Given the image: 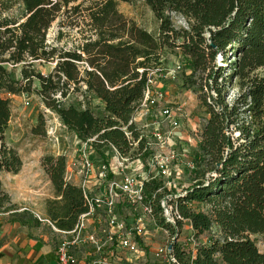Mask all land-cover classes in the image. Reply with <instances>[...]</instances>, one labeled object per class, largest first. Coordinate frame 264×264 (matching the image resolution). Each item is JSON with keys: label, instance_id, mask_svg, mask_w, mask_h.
Instances as JSON below:
<instances>
[{"label": "trees", "instance_id": "trees-1", "mask_svg": "<svg viewBox=\"0 0 264 264\" xmlns=\"http://www.w3.org/2000/svg\"><path fill=\"white\" fill-rule=\"evenodd\" d=\"M120 1L144 3L158 30L149 32L123 15ZM82 9L89 31L78 49L49 44L53 24H63L70 11ZM172 14L185 19L188 28H176ZM176 49L184 55L183 86L199 94L208 118L192 154V185L176 200L194 237L204 241L195 253L175 244L173 254L181 264H264V251L252 239L264 243V0H0V215L63 233L73 231L89 211L82 188L66 181L64 155L41 161L54 191V199L46 202L43 221L48 223L12 202L1 175L18 174L23 162L6 141L9 95H29L37 81L45 107L78 140L97 137L93 146L100 156L112 145L145 161L150 156L145 139L134 148L123 128L139 140L135 126L128 124L144 97L148 73L163 66L166 50ZM37 62L55 63L53 72L43 75ZM9 66L21 67L20 79ZM71 86H83L85 98L98 100L104 115L97 116L89 100L67 105ZM233 88L237 93L231 95ZM39 120L41 127L32 132L44 136L45 120ZM161 187L157 179L145 183V202L158 226L173 235L160 216Z\"/></svg>", "mask_w": 264, "mask_h": 264}, {"label": "built area", "instance_id": "built-area-1", "mask_svg": "<svg viewBox=\"0 0 264 264\" xmlns=\"http://www.w3.org/2000/svg\"><path fill=\"white\" fill-rule=\"evenodd\" d=\"M182 70L178 64L165 73L161 68L148 73L144 97L137 111L132 115L128 126H135L139 140L135 141L128 127L123 131L136 148L141 140L146 141L150 153L147 160L132 159L123 155L115 146H110L104 156H100L94 148L97 137L83 142L78 140L80 148L78 157L67 162L66 181L73 183L75 177L80 178L88 213L79 218L78 224L71 232H63L71 241L65 240L58 249L61 264H72L70 249L83 241L90 244L99 256L89 261L90 264H121L123 259L132 262L133 259L144 256L140 242L147 235L146 220L153 219V209L146 204L144 194L145 183L157 179L162 181L159 192L164 196L160 201V216L165 225L171 226L172 235L165 230L168 242L155 252L160 264H181L173 254V247L178 244L182 222L188 224L194 240V230L189 220L184 219L176 200L187 194L188 187H179L185 172L195 170L194 157L187 150L179 152L178 132L182 128V109L172 106L163 88H160L158 78L175 80ZM156 76H158L156 78ZM61 123H58V127ZM57 130V129H56ZM98 156L99 160L94 157ZM91 185V187H90ZM183 188V189H182ZM92 189V190H91ZM128 210V218L120 215L122 210ZM38 219L42 220L38 215ZM98 222L101 227L89 230L91 222ZM155 221V220H154ZM120 254L118 261H110L103 257L105 253Z\"/></svg>", "mask_w": 264, "mask_h": 264}, {"label": "rangeland", "instance_id": "rangeland-1", "mask_svg": "<svg viewBox=\"0 0 264 264\" xmlns=\"http://www.w3.org/2000/svg\"><path fill=\"white\" fill-rule=\"evenodd\" d=\"M118 8L123 15L135 21L145 30L152 33L158 30V21L144 3L140 1H133L131 3L120 1ZM86 14L84 9L80 13L70 11L67 17L62 20L63 24L60 23V20L55 22L48 32V43L66 50L78 49L84 42V38L88 36L89 27L87 23L89 21ZM172 22L178 29L188 28L186 20L178 15L172 14ZM221 61L222 59L218 58L219 65H222ZM162 62L163 66L161 69L165 73L174 69L178 64L183 65L184 55L179 49L166 50ZM35 66L37 71L43 75H49L53 72L55 63L37 62ZM84 67L85 65L81 66L82 69ZM8 69L14 71L16 78H21V67L13 69L9 66ZM186 73L189 74L190 71L188 70ZM158 80L160 82V88H163L170 104L182 109V113L185 115L181 119L182 128L178 136H181L178 141L182 143L179 145V152L182 153V151L187 150L190 154H193L197 149L200 129L204 121L208 118L205 108L199 101V94L195 93L193 89L184 88L181 75H178L175 80L163 78H158ZM38 90H40V84L35 81L31 94L24 93L19 96L9 95L11 99L12 118L6 133V141L9 146L17 150L22 162L29 164V167L32 168L29 171L31 175L26 176L22 181H15L11 178L12 176L2 173L1 179L5 190H10L14 195H17L16 198L19 197L21 199L19 204L21 206L17 204L21 211L25 207L43 219L46 217V202L54 199V191L52 190V186L47 183V176L41 167L42 159L47 155H64L68 161L74 160L78 157L77 150L80 146L73 133L69 132L62 124L58 127V123H61L60 119L45 107L41 98L37 95ZM83 91V86L80 90L71 86L68 96L65 99L67 105H79V103L85 105L89 100V104L94 110V113L97 116H103L104 106L96 99L85 98ZM236 93L237 89L233 88L231 95ZM40 117H43L45 120L46 134L44 136L34 135L32 132L34 129L41 127ZM94 158L99 160V157L96 155ZM192 180L193 178L190 176V173L185 172L181 180L178 181L179 187L192 185ZM128 214V210L125 209L120 212L123 218H128ZM93 224L94 222H91L88 226L89 230L95 227V225L94 227L92 226ZM145 224L147 235L143 240V247H141L145 255L133 259L132 262L123 259L121 264H160L155 257V252L168 242L167 234L165 233L166 229L158 226L153 219H147ZM55 235L51 249L57 264H61L58 249L65 240L71 241V239L63 233L57 232ZM191 238L192 234L188 228V224L184 223L180 229L178 246L188 253H195L196 246L201 241H204V238L197 239L194 237V240H191ZM84 239L85 235L79 244L72 246L70 249L73 259L72 264H90L87 260L89 258L88 254L92 255L93 258H98L99 256L90 244H85L84 246ZM252 239L256 241L258 248L263 252L264 243L261 239L257 237H252ZM117 253L119 252L116 251L114 255L105 253L103 257L110 261H118V258L122 256L120 254L117 255Z\"/></svg>", "mask_w": 264, "mask_h": 264}, {"label": "crops", "instance_id": "crops-1", "mask_svg": "<svg viewBox=\"0 0 264 264\" xmlns=\"http://www.w3.org/2000/svg\"><path fill=\"white\" fill-rule=\"evenodd\" d=\"M179 133L180 132H178V136ZM199 142L200 137L198 138V143ZM30 170H32V168L29 167V164L23 163L22 169L18 174H5L12 176L11 178L15 181H22L26 176L31 175L29 173ZM46 179L47 183L51 185L48 177ZM73 184L79 185L80 178L76 176ZM6 191L11 196L12 202L19 205L21 199L19 197L16 198L17 195H14L10 190ZM23 210L29 209L24 207L22 211ZM43 222V224L48 223V221L45 220ZM93 222L94 224L92 226L94 227L95 225L94 228L101 227L98 222ZM93 229L90 228V231ZM54 231L58 232L54 227L53 232H51L44 226L35 227L33 225L12 223L9 221L7 214L0 215V264H57L51 249V244L54 242L53 238L56 236ZM88 255V262L94 259L92 255Z\"/></svg>", "mask_w": 264, "mask_h": 264}]
</instances>
